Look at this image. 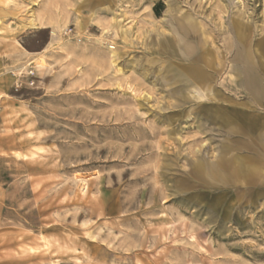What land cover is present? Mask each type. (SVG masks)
<instances>
[{
  "label": "rangeland",
  "instance_id": "1",
  "mask_svg": "<svg viewBox=\"0 0 264 264\" xmlns=\"http://www.w3.org/2000/svg\"><path fill=\"white\" fill-rule=\"evenodd\" d=\"M0 264H264V0H0Z\"/></svg>",
  "mask_w": 264,
  "mask_h": 264
},
{
  "label": "trees",
  "instance_id": "2",
  "mask_svg": "<svg viewBox=\"0 0 264 264\" xmlns=\"http://www.w3.org/2000/svg\"><path fill=\"white\" fill-rule=\"evenodd\" d=\"M162 8H163L162 3H159V4H157V5L154 7V12H155V15H156V16H159V15H160V12H161Z\"/></svg>",
  "mask_w": 264,
  "mask_h": 264
},
{
  "label": "bare ground",
  "instance_id": "3",
  "mask_svg": "<svg viewBox=\"0 0 264 264\" xmlns=\"http://www.w3.org/2000/svg\"><path fill=\"white\" fill-rule=\"evenodd\" d=\"M31 24V23H30ZM226 54V53H225ZM262 144V143H261Z\"/></svg>",
  "mask_w": 264,
  "mask_h": 264
}]
</instances>
